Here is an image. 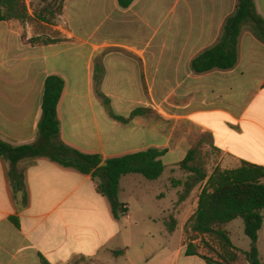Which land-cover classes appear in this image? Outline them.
Listing matches in <instances>:
<instances>
[{
	"label": "crops",
	"instance_id": "0c3cea01",
	"mask_svg": "<svg viewBox=\"0 0 264 264\" xmlns=\"http://www.w3.org/2000/svg\"><path fill=\"white\" fill-rule=\"evenodd\" d=\"M237 4L134 0L121 8L118 0H64L56 25L0 22L1 141L13 147L37 141L45 80L59 77L61 141L98 156L100 166L160 151L161 177L168 174L176 196L173 208L147 211L139 192L147 184L124 176L118 200L127 212L115 217L90 175L44 158L21 161L15 173L23 185L16 189L10 163L0 158V264H204L185 255V239L173 249L174 232L165 227L171 218L177 229L180 215L184 234L204 186L179 202L185 177L179 164L196 149L209 159V175L242 163L264 168V42L243 26L233 68L192 69L219 42ZM253 4L264 20V0ZM139 109L127 123L112 117L127 119ZM119 250L125 252L114 256Z\"/></svg>",
	"mask_w": 264,
	"mask_h": 264
},
{
	"label": "trees",
	"instance_id": "16d2710c",
	"mask_svg": "<svg viewBox=\"0 0 264 264\" xmlns=\"http://www.w3.org/2000/svg\"><path fill=\"white\" fill-rule=\"evenodd\" d=\"M40 9L33 7L30 15L25 0H0V22L18 21L20 23L38 20L48 25H56L62 13L64 0H37ZM134 0H118L121 8L129 7ZM243 26L264 42V20L254 9L253 0H238L234 14L229 17L223 27L219 42L205 51L192 62L196 73L212 69L227 70L234 67L237 60V40ZM63 90V81L51 76L45 80L41 101V118L37 125V141L34 144L13 147L0 140V158L10 163L14 187L22 188L21 176L16 175L17 164L21 161L32 162L44 158L56 165L73 169L90 175L97 191L105 196L111 206L112 213L119 217L127 209L118 200L120 181L124 176H141L148 181L158 180L164 171L160 161L162 152L149 149L119 158H111L100 166V158L85 155L65 145L59 136L60 127L57 120V105ZM103 97L101 94H99ZM108 104V100L104 98ZM142 110H135L127 119L112 117L127 123L139 116ZM185 174L181 182L182 191L178 193V201H184L190 194L203 185L197 200L196 210L184 226L186 238L185 255L198 256L204 264H238L242 258L247 264H264L259 259L257 249L258 232L263 226L264 211V168L242 163L235 169L216 168L208 175L207 166L201 154L191 149L179 164ZM243 222L244 234L250 241V249L243 252L235 248L225 227L234 220ZM167 232L173 233L176 222L169 219L165 222ZM211 239L218 252L205 256L201 248H209L205 239ZM202 242V247L195 244ZM211 249V248H210ZM125 250L114 251L120 256ZM42 264H49L42 261Z\"/></svg>",
	"mask_w": 264,
	"mask_h": 264
},
{
	"label": "rangeland",
	"instance_id": "374dc122",
	"mask_svg": "<svg viewBox=\"0 0 264 264\" xmlns=\"http://www.w3.org/2000/svg\"><path fill=\"white\" fill-rule=\"evenodd\" d=\"M25 2L27 4V7L29 8V13L31 15L33 14V7L40 9L39 2L37 0H25ZM201 158L204 164L207 166V164H209L208 162L209 159L203 156L202 154H201ZM142 180L147 185L144 186L142 189H140L139 192L142 193L143 198L146 197L147 202L144 203V201H140L138 199L139 196L137 195V193H135L134 195H137L136 196L137 201L141 202V205L144 207L145 210L152 212L155 208H159V207L166 208V209H171L174 207L173 203L175 202V199H176L175 191L174 189L171 188L170 183L168 182L167 173H165L163 177H161L159 181H156V182L148 181L144 179L143 177H142ZM126 191L127 189H125V193ZM198 191L199 189L194 190V197L198 194L197 193ZM160 195H162L161 198H159ZM262 216H263V227L260 233V237H261V251L263 252L262 254L264 256V211L262 213ZM176 218L179 221L177 229L169 237V240H170V243L173 249L178 248L181 245L183 239H185V244H186V238L183 234L180 215H176ZM225 230L227 231L229 239L235 248L243 252L249 251L250 241L244 234L243 222L240 219L234 220L233 222L229 223L225 227ZM205 242L208 244L209 248L204 247V248H201L199 251L201 252V254L205 256H209V257L211 256V258L215 259L216 255L211 250H215V252H218L216 244L209 238H206ZM195 244L197 246L202 247V242L200 240L196 241ZM190 260L191 262L196 263V264H198L199 262V259H190ZM74 264H89V263L85 262L84 260H77ZM238 264H247V263L241 258Z\"/></svg>",
	"mask_w": 264,
	"mask_h": 264
}]
</instances>
